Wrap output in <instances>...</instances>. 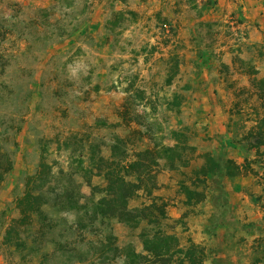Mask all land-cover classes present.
<instances>
[{
  "label": "rangeland",
  "instance_id": "1",
  "mask_svg": "<svg viewBox=\"0 0 264 264\" xmlns=\"http://www.w3.org/2000/svg\"><path fill=\"white\" fill-rule=\"evenodd\" d=\"M245 20L219 0H0V170L13 164L0 264H137L145 230L175 235L191 264H264V146L246 139L264 117V70ZM176 142L189 164L160 160L129 201L155 204L151 220L161 206L160 221L97 213L106 160ZM229 158L242 174L226 175ZM183 183L205 197L187 201Z\"/></svg>",
  "mask_w": 264,
  "mask_h": 264
},
{
  "label": "trees",
  "instance_id": "2",
  "mask_svg": "<svg viewBox=\"0 0 264 264\" xmlns=\"http://www.w3.org/2000/svg\"><path fill=\"white\" fill-rule=\"evenodd\" d=\"M259 84L264 83V78L258 80ZM176 137L181 136L177 131L173 132ZM246 139L249 142V147L252 149H259L264 146V117L257 126L249 131L246 135ZM191 148L187 143L180 144L176 142L174 145L158 144L154 148H148L139 151L136 154V158L124 164L121 160H106L107 170L105 176L108 184L106 186V195L102 197L97 204V213L102 217L117 218L121 222L129 224L133 227H138L143 220L149 219L152 223L158 222L161 215L165 216V210L161 206L157 207V212L153 211V215H156V220H151L147 216V210L155 204H151L145 208L132 209L129 207L130 199L137 193L138 190L142 189L144 183V177H151L152 168L160 165V160H165L170 168L176 169L178 163L182 165H188L190 160L186 156L187 149ZM193 149V147H192ZM4 156V154H3ZM8 166L3 170H0V183L6 172H9L12 167V160L7 157ZM43 167H48L46 162H42V171L40 172V178L45 174ZM200 172L208 175L209 170L203 166ZM243 172V167L235 162V160L229 158L227 160L226 175L229 177H236ZM135 177L136 180H129L128 177ZM182 188L187 196V201H191L197 196L198 201L205 197L204 192L193 190L189 185L183 183ZM44 199L42 192L34 196L31 200L32 209L42 213L40 209V201ZM152 210V209H151ZM29 210H24V217L29 216ZM141 237L144 244V250L146 253H134L136 257V263L140 264L143 259H155L156 263L161 262L162 264H171L174 259V264H191L192 256L194 252L190 249H183L178 244L177 238L173 234L165 232H148L147 230L141 233ZM135 263V261H134ZM195 263V262H194Z\"/></svg>",
  "mask_w": 264,
  "mask_h": 264
},
{
  "label": "crops",
  "instance_id": "3",
  "mask_svg": "<svg viewBox=\"0 0 264 264\" xmlns=\"http://www.w3.org/2000/svg\"><path fill=\"white\" fill-rule=\"evenodd\" d=\"M222 9L231 10V13H238L242 19L246 18L243 28L248 29L249 39L247 45H250L253 52L254 63L257 69L264 70V57L257 52L258 43L264 40V1L263 0H219ZM255 23L261 25L257 26ZM263 67V68H262Z\"/></svg>",
  "mask_w": 264,
  "mask_h": 264
}]
</instances>
